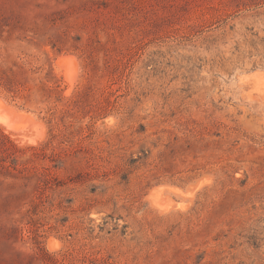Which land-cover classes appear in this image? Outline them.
<instances>
[{"label": "rangeland", "instance_id": "obj_1", "mask_svg": "<svg viewBox=\"0 0 264 264\" xmlns=\"http://www.w3.org/2000/svg\"><path fill=\"white\" fill-rule=\"evenodd\" d=\"M255 73L264 0H0V264H264Z\"/></svg>", "mask_w": 264, "mask_h": 264}, {"label": "bare ground", "instance_id": "obj_2", "mask_svg": "<svg viewBox=\"0 0 264 264\" xmlns=\"http://www.w3.org/2000/svg\"><path fill=\"white\" fill-rule=\"evenodd\" d=\"M62 61V60H60ZM65 62L62 61V66L65 65ZM73 63V62H71ZM67 65V64H66ZM73 66H75L73 64ZM76 67V66H75ZM74 67V68H75ZM64 68V67H61ZM76 70V69H75ZM73 68L69 69L68 67H66L65 69V76L67 78V80L70 83H73L74 80H76V74L77 72L75 71ZM63 71V70H62ZM64 74V73H63ZM254 74V73H253ZM251 76V75H250ZM262 77L264 78V74L262 73H255V75H252L251 79L254 78L256 79V81L261 80ZM65 78V79H66ZM247 78V77H246ZM247 80V79H246ZM253 80V79H252ZM36 120L34 115H32L31 113H25L17 108H14L13 105L11 106L10 103H7L5 100L0 98V128L4 130L5 133L10 134L14 137H18L21 140H30L31 143L36 142L37 143V139L40 138V135L42 136V132L40 133V135L38 136V138L36 139V141L34 139L31 138L30 135H28V133H31L30 130H32V128H37L39 127L36 123ZM38 122V121H37ZM40 123V122H38ZM42 129V128H41ZM40 130V129H39ZM36 131V132H39ZM43 130V129H42ZM34 131V130H33ZM35 131L32 132L33 134H35ZM44 133V132H43ZM32 134V135H33ZM39 134V133H38ZM45 134V133H44ZM28 136H30V138H28ZM36 136V137H37ZM35 137V135H34ZM33 137V138H34ZM42 138V137H41ZM29 144V143H28ZM193 188V187H192ZM176 189V188H175ZM191 189V188H190ZM194 190V189H193ZM196 191V190H195ZM155 192V191H154ZM170 192V190H169ZM165 193V192H163ZM187 193V191H186ZM153 194V193H152ZM168 194V191H167ZM166 194V195H167ZM170 194V193H169ZM155 195V194H154ZM158 196L155 195L151 198L150 201H152L153 205L155 206H159L160 209H163L165 207L164 204L161 203V201H159V199L157 198ZM158 199V200H157ZM164 205V206H163ZM171 205V204H170ZM175 205V204H174ZM168 207V206H167ZM165 209V208H164ZM170 209V208H169ZM161 211V210H160ZM167 211V209H166Z\"/></svg>", "mask_w": 264, "mask_h": 264}]
</instances>
